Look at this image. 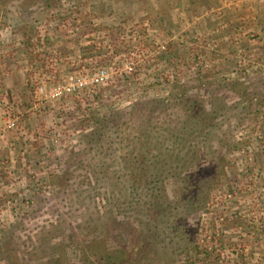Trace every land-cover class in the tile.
<instances>
[{
  "label": "rangeland",
  "instance_id": "374dc122",
  "mask_svg": "<svg viewBox=\"0 0 264 264\" xmlns=\"http://www.w3.org/2000/svg\"><path fill=\"white\" fill-rule=\"evenodd\" d=\"M0 264H264V0H0Z\"/></svg>",
  "mask_w": 264,
  "mask_h": 264
},
{
  "label": "trees",
  "instance_id": "16d2710c",
  "mask_svg": "<svg viewBox=\"0 0 264 264\" xmlns=\"http://www.w3.org/2000/svg\"><path fill=\"white\" fill-rule=\"evenodd\" d=\"M170 105L175 106L176 104H174L173 101H169V102H167V104L165 102H161L158 105V109H160L161 111H163L165 109L167 110ZM196 106L197 105H195V104H185V107L188 110L187 114L189 116V119L194 122V127L190 128V127H187L185 125L180 126L179 124L183 123L184 120L179 121L178 119L177 120H168V121L166 120L161 124V126H165V127H168L167 125H169L168 135H170V137L172 139L171 142H172V148H173V150L171 151V155L172 156L175 155V157L178 159L174 160L172 163H168V164H164L162 162V160H160L159 161L160 163L158 164V168L156 169L159 173L158 175H156L157 179H160L159 176L162 175V172L165 169H167V170L172 169L171 172H169V174L170 175L175 174L178 176L180 175L179 177L181 178L182 177L181 173L184 170H186L188 168L196 167L195 165L199 161H201L202 154L206 150V145H203L202 147H200V146L195 145L193 142H188V139H187V136H191V135H195V134L197 136L203 135L205 137L207 135L206 134L207 127H206V125L204 126V122H202L203 126L201 125V121H199ZM139 114L140 115L138 116V119H137V123H138L137 125L139 127H141L142 125L144 126V124L150 126L152 121H153V115H151L147 111H145V112L140 111ZM105 124H108L109 127H116V128L118 127V129L122 126V124L116 125V122H114V120H109L108 122L105 121ZM200 126H202V127H200ZM167 141H169V139H167ZM172 172L173 173L175 172V173L173 174ZM202 172H204V173L201 174ZM206 172H208V171L204 170L203 168H199L198 171H195V173H194L195 175L193 176V179L196 176L198 177L197 179H195L196 180L195 184H196L197 188H201L203 191L210 181V177H209V175H207ZM185 181L191 182L192 179H189V177L187 176ZM158 203H159L158 207L160 208L162 203H160L159 201H158Z\"/></svg>",
  "mask_w": 264,
  "mask_h": 264
},
{
  "label": "crops",
  "instance_id": "0c3cea01",
  "mask_svg": "<svg viewBox=\"0 0 264 264\" xmlns=\"http://www.w3.org/2000/svg\"><path fill=\"white\" fill-rule=\"evenodd\" d=\"M229 33V35L228 34H224V32H221V31H219V30H215V31H213V34H214V36H212V40H211V42L213 43V44H215V46H218V47H221V46H219L218 45V43H221V42H223L224 41V37H226V36H230V37H235V36H237V37H240V38H242L243 36H247V35H249L247 32H244L241 28H239V29H237V28H235V29H233V30H231V31H229L228 32ZM207 36H205V37H208V34H206ZM221 37H223V38H221ZM206 41H208V40H206ZM221 41V42H220ZM210 41H208V43L210 44L211 43ZM28 65L29 64H21V66L23 67V68H28ZM40 65V64H39ZM39 65L38 64H31V70H30V72L32 71H34V69H37V67H39ZM20 66V67H21ZM41 66H44V67H46V68H48L49 67V64H41ZM10 70H12V67L10 68ZM15 73L16 74H20L21 72L20 71H16V69H15ZM9 74V73H8ZM24 75V74H23ZM12 77H13V84H15V83H17L18 84V79L19 78H16L15 77V75L12 73ZM18 77H20V76H18ZM21 79V84L19 85V88L18 89H16V88H14L15 86L13 85V84H10L9 83V81H8V87H9V89L14 93H12V95H16V94H21L22 92H19V91H22V87H23V83H25V75L23 76V77H20Z\"/></svg>",
  "mask_w": 264,
  "mask_h": 264
},
{
  "label": "built area",
  "instance_id": "2783aa9c",
  "mask_svg": "<svg viewBox=\"0 0 264 264\" xmlns=\"http://www.w3.org/2000/svg\"><path fill=\"white\" fill-rule=\"evenodd\" d=\"M104 80L103 77L101 78H96L95 80H93V83H96V84H99L101 83L102 81ZM95 81V82H94ZM84 86V82H82L81 80H79V82L76 84V86ZM76 87L73 89L75 90ZM66 91H69V92H72L71 88H66ZM44 92V87H40V88H37L36 90V93H43ZM64 93V91L62 90L61 87L57 88L55 91L52 92L53 96L54 97H59L61 96L62 94ZM73 93V92H72ZM14 124H9V128H11Z\"/></svg>",
  "mask_w": 264,
  "mask_h": 264
}]
</instances>
